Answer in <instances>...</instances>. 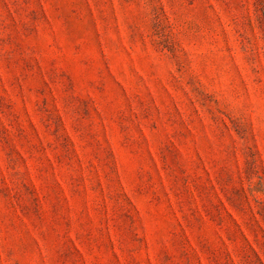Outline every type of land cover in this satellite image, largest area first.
I'll return each instance as SVG.
<instances>
[{"label": "rangeland", "instance_id": "1", "mask_svg": "<svg viewBox=\"0 0 264 264\" xmlns=\"http://www.w3.org/2000/svg\"><path fill=\"white\" fill-rule=\"evenodd\" d=\"M0 264H264V0H0Z\"/></svg>", "mask_w": 264, "mask_h": 264}]
</instances>
